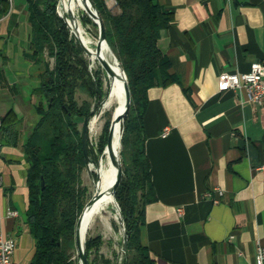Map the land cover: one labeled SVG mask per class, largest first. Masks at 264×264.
<instances>
[{"label":"crops","instance_id":"0c3cea01","mask_svg":"<svg viewBox=\"0 0 264 264\" xmlns=\"http://www.w3.org/2000/svg\"><path fill=\"white\" fill-rule=\"evenodd\" d=\"M154 1L173 12L158 47L180 84L148 91L143 127L155 199L144 207L140 240L155 264H255L256 247H264V174L256 170L264 162V102L255 107L244 89L219 92L218 75L264 64V0ZM106 3L118 12L114 0ZM28 15L27 0L6 12L0 0V118L13 110L20 135L18 145L0 140V226L16 238L15 264H30L35 246L22 218L21 145L38 119ZM8 208L19 217L7 218Z\"/></svg>","mask_w":264,"mask_h":264},{"label":"trees","instance_id":"16d2710c","mask_svg":"<svg viewBox=\"0 0 264 264\" xmlns=\"http://www.w3.org/2000/svg\"><path fill=\"white\" fill-rule=\"evenodd\" d=\"M1 1L6 12L7 1ZM90 1L101 18L107 43L126 74L131 94L121 138L123 177L113 195L128 235L127 251L121 262L155 264L149 248L140 240L144 207L155 199L150 161L145 151L143 117L150 88L180 84L170 72L171 62L158 47L160 31L169 26L173 12L154 0H114L116 13L105 0ZM27 2L30 45L26 56L38 71V83L33 88L38 119L21 145L28 164L25 223L35 239L30 264H78V259L73 258L75 227L88 192L81 177L86 160L78 123L92 115L105 93L102 84L99 90L94 87L79 41L57 13L58 0ZM81 19L84 25L94 24L87 14ZM47 58H53L52 66ZM78 90L98 98L94 108L89 102L76 105ZM17 121L13 110L0 118V140L19 144ZM111 127L112 123L110 133ZM106 143L107 136L98 147L99 155ZM86 147L89 158L94 157L88 140ZM91 162L96 164L97 160ZM86 236L81 239L82 243ZM101 244L100 235L86 239L89 264H113L112 260L98 255ZM92 253L95 255L90 259Z\"/></svg>","mask_w":264,"mask_h":264},{"label":"bare ground","instance_id":"6f19581e","mask_svg":"<svg viewBox=\"0 0 264 264\" xmlns=\"http://www.w3.org/2000/svg\"><path fill=\"white\" fill-rule=\"evenodd\" d=\"M58 1V15L60 14L59 16L65 21L71 33L85 47L88 52L87 54L98 62L99 58L107 60L113 70V75L108 74L109 82L107 83L105 95L101 99L100 105L88 118L87 130L92 134H98L103 130L107 122L106 115L114 109L110 147L105 146L96 164L89 161L87 163V170L92 177L91 194L95 195L96 198L88 207L86 216L80 224L79 238L81 240L85 237L88 229L97 224H101L109 230H113L112 220H114L118 223L122 242L123 228L120 224L119 204L113 196L116 191L113 189V184L118 175L119 166L121 165L120 137L123 120L122 113L125 106L124 79L117 62L114 60L107 46L103 42H100L99 39L91 38L87 29L82 24L79 15L81 4L76 0ZM84 4L88 7L89 11L92 9L88 2L84 1ZM71 16H73V18ZM100 191H104V194L101 196L98 195ZM85 240L86 239H84V241Z\"/></svg>","mask_w":264,"mask_h":264},{"label":"rangeland","instance_id":"374dc122","mask_svg":"<svg viewBox=\"0 0 264 264\" xmlns=\"http://www.w3.org/2000/svg\"><path fill=\"white\" fill-rule=\"evenodd\" d=\"M15 1V0H14ZM79 4H81L80 6V18H82L84 16V14H87L89 16L90 11L88 9V7L84 6V1L83 0H76ZM59 2V1H58ZM82 22V19H81ZM83 24V23H82ZM84 25V24H83ZM84 27L87 29L89 35L91 36V38H97L98 39V28L97 25L95 24H85ZM76 38V37H75ZM83 58H85L87 66L89 67V75L90 78L92 79V81L94 82V87L96 88V90H99L100 85L102 84V90L105 93L106 90V86L107 83L109 82V76L108 73L106 72V70L101 66V64L98 61L93 60L88 54H85L83 52V54H81ZM47 60L50 62V66L53 65V58H47ZM75 100H76V105H84L85 102H89L90 105H92L91 107L94 108V106L97 104L98 98L96 99V97H90L86 92L82 91V90H78L76 95H75ZM92 108V110H93ZM96 108H94L95 110ZM93 110V111H94ZM113 111L114 109L108 113L106 115V120L107 122L105 123V126L107 125L104 134H103V130L105 128H103V130H101L98 134H92L91 132H89L87 130V134H88V142L89 145L92 149V152L94 153V157L89 158V162H91V160H97L99 156L98 153V147L100 146L101 142L105 141L106 136L108 137V133H109V124L112 123V117H113ZM127 117V116H126ZM126 117L124 118V120H122V125H121V137L120 140L122 138V134H123V130L125 128L126 125ZM82 126H83V120L79 121L78 123V127L80 130H82ZM103 134V136H102ZM121 150H122V144H121ZM92 163V162H91ZM120 163H122V159H121V151H120ZM95 164V163H94ZM123 169V166H122ZM82 182L83 185L87 187V201L91 198L92 194H91V187H92V177L90 176L88 170H87V164L86 167L83 169L82 171ZM112 227L113 230H109L108 228L102 226L101 224H97L95 226H93L92 228L88 229L87 231V236L86 239L88 237H95L96 235H100L102 238V244L99 248L98 251V255H102L105 258H108L110 260H112L113 264H122L121 261H118V257L120 256V252H121V236H120V230L118 227V223L114 220H112ZM94 253H92L90 255V259H92L94 257ZM74 259H78V254L75 248V254L73 256ZM23 264H29L28 262H24Z\"/></svg>","mask_w":264,"mask_h":264},{"label":"built area","instance_id":"2783aa9c","mask_svg":"<svg viewBox=\"0 0 264 264\" xmlns=\"http://www.w3.org/2000/svg\"><path fill=\"white\" fill-rule=\"evenodd\" d=\"M11 11L13 0H6ZM106 2L109 0H105ZM229 89H244L248 101L255 107H259L264 102V64L261 61L252 62L250 69L244 73L222 72L218 75L219 92ZM1 125V123H0ZM168 129L163 130L162 136H166ZM257 171L264 174V162L256 168ZM218 195H223L220 188L214 189ZM210 196V192L207 193ZM181 212V209H179ZM5 216L7 218H18L19 214L16 210L8 208ZM16 248V238L12 234L6 233L4 228L0 226V264H15L13 254ZM255 264H264V247L258 245L255 253Z\"/></svg>","mask_w":264,"mask_h":264},{"label":"water","instance_id":"95a60500","mask_svg":"<svg viewBox=\"0 0 264 264\" xmlns=\"http://www.w3.org/2000/svg\"><path fill=\"white\" fill-rule=\"evenodd\" d=\"M84 1L88 2L91 5L92 9L90 10L89 18L98 27V39L100 40V42H103L107 46L108 50L113 55L114 60L117 62L118 66L122 72V76L124 79V94H125V106H124L123 113H122V117L124 120V118L128 115L130 105H131V94H130L126 74H125L123 68L121 67L118 59L116 58V56L114 55L113 51L111 50L110 46L107 43L106 35H105V29H104L103 23L101 21V18L99 16L95 6L93 5V3L90 0H84ZM71 17L73 18V16H71ZM79 45L83 49L84 53L87 54L88 53L87 50L85 49V47L82 45V43L80 41H79ZM99 62L101 64V66L106 70V72L109 75H113L112 67L107 60L99 58ZM88 117L89 116H87L84 119L83 126H82V149L84 152L86 164L88 163V160H89V156L87 154V147H86V140L88 138V134H87ZM110 143H111V133L109 132L108 137H107L106 147H110ZM122 177H123V169H122V163H121V165L119 166V169H118V175H117L116 180L113 184L114 191L116 190V188L120 184ZM103 194H104V191H100L98 193V195H100V196ZM95 198H96V196L92 195L91 198L85 203V205H84V207H83V209H82V211L78 217L77 223H76V227H75V248H76V251L78 254V264H89V258H88L87 250L85 247L86 240L83 243L81 242V240L79 238V227H80V224L83 221L84 217L86 216L88 207L92 204V202ZM118 209H119V213H120V224L123 228V238H122V242H121V252H120V256L118 257L117 262L122 261V258L124 257V255L127 251V237H128L127 231L125 228V224H124L123 215H122V212H121L119 205H118ZM22 218L24 219V221H26V214H23Z\"/></svg>","mask_w":264,"mask_h":264}]
</instances>
